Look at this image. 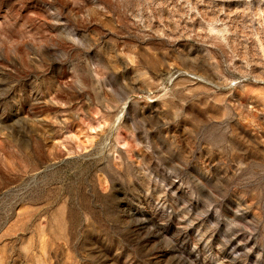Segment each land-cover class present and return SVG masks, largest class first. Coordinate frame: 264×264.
<instances>
[{
  "label": "rangeland",
  "instance_id": "obj_1",
  "mask_svg": "<svg viewBox=\"0 0 264 264\" xmlns=\"http://www.w3.org/2000/svg\"><path fill=\"white\" fill-rule=\"evenodd\" d=\"M0 264H264V0H0Z\"/></svg>",
  "mask_w": 264,
  "mask_h": 264
},
{
  "label": "bare ground",
  "instance_id": "obj_2",
  "mask_svg": "<svg viewBox=\"0 0 264 264\" xmlns=\"http://www.w3.org/2000/svg\"><path fill=\"white\" fill-rule=\"evenodd\" d=\"M123 108V107H122ZM117 123V122H116Z\"/></svg>",
  "mask_w": 264,
  "mask_h": 264
}]
</instances>
